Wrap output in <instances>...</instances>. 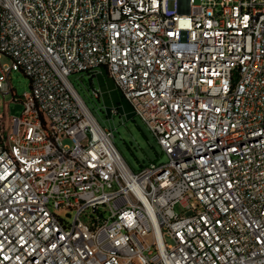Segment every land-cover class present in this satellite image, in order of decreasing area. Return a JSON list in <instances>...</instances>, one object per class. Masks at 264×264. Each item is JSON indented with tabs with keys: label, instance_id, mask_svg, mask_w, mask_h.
<instances>
[{
	"label": "built area",
	"instance_id": "obj_1",
	"mask_svg": "<svg viewBox=\"0 0 264 264\" xmlns=\"http://www.w3.org/2000/svg\"><path fill=\"white\" fill-rule=\"evenodd\" d=\"M17 69L0 264H264V0H0L2 94ZM103 70L165 161L132 169L68 77Z\"/></svg>",
	"mask_w": 264,
	"mask_h": 264
},
{
	"label": "rangeland",
	"instance_id": "obj_2",
	"mask_svg": "<svg viewBox=\"0 0 264 264\" xmlns=\"http://www.w3.org/2000/svg\"><path fill=\"white\" fill-rule=\"evenodd\" d=\"M2 61L7 63L10 59L3 58ZM68 77L100 124L112 128L113 141L132 169L137 170L141 164L145 165L151 160L157 162L166 160V155L162 153L155 137L140 117L133 114L132 106L127 100L121 98L114 81L107 76L104 70L92 80L94 84H100L104 90L100 99L89 95L88 89L91 88L92 82L87 71L74 72ZM10 84L14 88L12 92L8 94L0 92V117L4 119L19 115L21 112L22 103L13 99V94L15 97H20L30 88L29 77L20 69L11 72ZM112 103L119 105L120 114L115 113L113 116L108 114L107 116L101 106L102 104L109 106ZM64 143H69V141L66 139ZM175 208L180 211L179 206ZM55 212L69 222L72 220L73 211L67 213L65 210L55 209ZM167 240L171 242L170 239Z\"/></svg>",
	"mask_w": 264,
	"mask_h": 264
},
{
	"label": "trees",
	"instance_id": "obj_3",
	"mask_svg": "<svg viewBox=\"0 0 264 264\" xmlns=\"http://www.w3.org/2000/svg\"><path fill=\"white\" fill-rule=\"evenodd\" d=\"M151 161H154V160H151ZM155 162H157V161H155ZM142 166H144V164H141V167H142Z\"/></svg>",
	"mask_w": 264,
	"mask_h": 264
}]
</instances>
